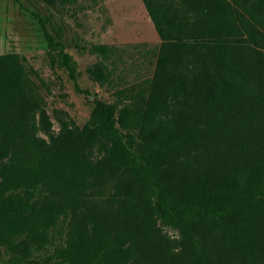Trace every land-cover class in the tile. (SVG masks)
Listing matches in <instances>:
<instances>
[{"label": "trees", "instance_id": "obj_1", "mask_svg": "<svg viewBox=\"0 0 264 264\" xmlns=\"http://www.w3.org/2000/svg\"><path fill=\"white\" fill-rule=\"evenodd\" d=\"M142 3L153 70L82 126L56 115L54 129L35 71L0 54V264L58 226L61 264H264V0Z\"/></svg>", "mask_w": 264, "mask_h": 264}, {"label": "rangeland", "instance_id": "obj_2", "mask_svg": "<svg viewBox=\"0 0 264 264\" xmlns=\"http://www.w3.org/2000/svg\"><path fill=\"white\" fill-rule=\"evenodd\" d=\"M35 13L65 41L77 85L59 67L61 57L48 47ZM159 42L142 0H0V54L15 52L35 71L54 129L56 115L78 126L85 124L95 100L121 104L125 97L120 92L151 74ZM101 44L117 50L104 59L96 50ZM61 228L52 231L48 244L30 247L21 255L24 264H61L54 256ZM163 228L171 236L176 234ZM3 249L14 252L10 246Z\"/></svg>", "mask_w": 264, "mask_h": 264}]
</instances>
